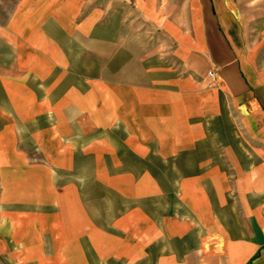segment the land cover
I'll return each instance as SVG.
<instances>
[{"label":"crops","instance_id":"0c3cea01","mask_svg":"<svg viewBox=\"0 0 264 264\" xmlns=\"http://www.w3.org/2000/svg\"><path fill=\"white\" fill-rule=\"evenodd\" d=\"M0 264H264V0H0Z\"/></svg>","mask_w":264,"mask_h":264},{"label":"built area","instance_id":"2783aa9c","mask_svg":"<svg viewBox=\"0 0 264 264\" xmlns=\"http://www.w3.org/2000/svg\"><path fill=\"white\" fill-rule=\"evenodd\" d=\"M212 75H213L212 72H208L209 77H212Z\"/></svg>","mask_w":264,"mask_h":264}]
</instances>
